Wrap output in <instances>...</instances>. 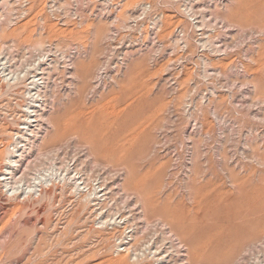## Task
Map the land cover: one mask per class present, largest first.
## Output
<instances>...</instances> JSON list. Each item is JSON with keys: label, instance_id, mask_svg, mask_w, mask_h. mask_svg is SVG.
<instances>
[{"label": "rangeland", "instance_id": "rangeland-1", "mask_svg": "<svg viewBox=\"0 0 264 264\" xmlns=\"http://www.w3.org/2000/svg\"><path fill=\"white\" fill-rule=\"evenodd\" d=\"M0 27V177L20 149L19 192L92 193L0 181V264L264 263V0H0Z\"/></svg>", "mask_w": 264, "mask_h": 264}, {"label": "bare ground", "instance_id": "bare-ground-1", "mask_svg": "<svg viewBox=\"0 0 264 264\" xmlns=\"http://www.w3.org/2000/svg\"><path fill=\"white\" fill-rule=\"evenodd\" d=\"M2 21V20H1ZM3 28V27H2ZM1 27H0V42H1V40L2 39H4L5 38V35H6V32L4 31V28L2 29ZM7 37V36H6ZM40 44H41V42H40ZM42 45V44H41ZM40 46V45H39ZM40 57V56H39ZM45 57V56H44ZM43 58V57H42ZM38 59V58H37ZM38 60H43V59H38ZM37 60V61H38ZM43 62V61H42ZM40 63V62H39ZM101 67V66H100ZM99 68V67H98ZM36 69L37 68H35V71H36ZM40 69H42V67L40 68ZM90 69V68H89ZM99 69H101V68H99ZM38 70V69H37ZM43 70V69H42ZM41 70V71H42ZM78 70V69H77ZM80 70V69H79ZM78 70V71H79ZM82 70V69H81ZM98 70V69H97ZM39 71V70H38ZM38 71H37V74H31V76H30V78H32L29 82H25V79H24V76H25V74H23V75H20L21 74V72H14V71H8L7 73H5L4 71L3 72H1V76H2V80L3 81H5V83H6V86L8 87V88H11L12 86H15L16 84H19V83H23L24 82V85L23 86H25V92H26V95H27V98L29 97V99H30V106L28 107V108H33L32 110H30V111H28L29 112V114H27V119L28 118H31V116H34L35 117V113H37L36 111V108L38 107V106H40V104H42V103H40L39 104V96H40V93H39V91L41 90V84L43 83V79H44V77H41V78H37V75L39 74L38 73ZM99 71H101V70H99ZM79 73H80V71H79ZM28 74V73H27ZM82 74V73H81ZM101 73L99 72V74L98 75H100ZM95 75H96V73H95ZM102 75V74H101ZM78 77V76H77ZM102 77V76H101ZM43 78V79H42ZM97 78V77H96ZM42 79V80H41ZM102 79V78H101ZM45 81V80H44ZM23 90V91H24ZM41 92V91H40ZM24 96H25V94H24ZM35 98V99H34ZM38 98V99H37ZM42 98V97H41ZM32 112H34V114H30V113H32ZM40 116V115H39ZM26 119V120H27ZM26 120H25V122H26ZM26 124V123H25ZM56 125V124H55ZM53 126H54V124H53ZM22 128V130L25 128V127H21ZM28 131L29 132H33V130H31V129H28ZM133 131V130H132ZM23 134V133H22ZM26 134V133H25ZM23 136V135H22ZM24 137V136H23ZM132 142V141H131ZM17 143H19V142H17ZM44 144V143H43ZM52 144V143H51ZM14 146V145H13ZM18 146V145H17ZM14 147H16V145L14 146ZM13 149H15V148H13ZM20 149H17V150H11V151H9V153H8V156H7V158H6V160H5V168H4V170L1 172V177H0V181H2V183H3V186L4 187H9V189L11 190V195L12 196H14L15 194H18L19 193V195H21L22 196V198L24 199V198H29V197H34V196H37V197H39L40 195H42V193H41V191H42V187H47L48 185L46 184L47 182H48V184H49V181H50V185L51 184H53L52 183V181L53 182H62L63 184H72V192L74 193V194H77V195H79V194H81L80 192H83L82 190L83 189H85V187H87V186H83V187H81V184H83L84 182H78L77 181V179L78 178H75V177H70V176H68V173H65V174H63V176H62V178H61V181H56V179L57 178H54V179H52V177L53 176H55L56 175V171L52 168V169H50V170H47L46 169V171H45V174H41V173H38L37 175H35L34 177H33V181L31 182V184H25V187L24 188H22L23 190L21 191V192H19V190H18V187L17 186H15V185H11L10 183H9V181H7L8 179H11V174H12V170H13V167L14 166H16V164H17V159L15 158L17 155V153L16 152H18ZM20 153V152H19ZM18 153V154H19ZM51 154V153H50ZM19 157H21V153L19 154ZM59 176H61V173L59 174ZM48 178H49V181H48ZM59 178V177H58ZM45 181H46V183H45ZM81 181V180H80ZM128 181V180H127ZM61 184V183H60ZM86 191H87V193H82L83 194V199L86 201V202H90V197H91V195H92V193H91V191L88 189L87 190V188H86ZM85 191V192H86ZM142 193V192H141ZM46 196V195H45ZM97 196V195H96ZM43 197V196H42ZM44 198V197H43ZM197 199V198H196ZM149 205V204H148ZM196 212V211H195ZM108 216V215H107ZM114 224V223H113ZM170 224V223H169ZM117 225V224H116ZM125 239V238H124ZM122 240V239H121ZM123 244V243H122ZM149 254V253H148ZM141 256H143V259H145V258H148L149 257V255H146V254H144V253H142L141 254ZM154 256V255H153ZM135 258V262H134V264H136V263H139L140 261H142L143 259L141 258V259H138V257L137 256H135L134 257ZM121 259V258H120ZM134 260V259H133ZM155 261V260H154ZM262 262V261H261ZM125 263V262H124ZM115 264H117V263H115ZM118 264H123V262L121 261V263H118ZM264 264V263H263Z\"/></svg>", "mask_w": 264, "mask_h": 264}]
</instances>
